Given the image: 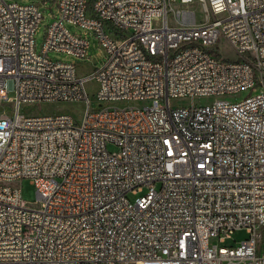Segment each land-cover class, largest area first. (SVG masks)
Wrapping results in <instances>:
<instances>
[{
    "label": "built area",
    "instance_id": "obj_1",
    "mask_svg": "<svg viewBox=\"0 0 264 264\" xmlns=\"http://www.w3.org/2000/svg\"><path fill=\"white\" fill-rule=\"evenodd\" d=\"M47 1L38 52L41 5L0 0V264H264V0Z\"/></svg>",
    "mask_w": 264,
    "mask_h": 264
},
{
    "label": "rangeland",
    "instance_id": "obj_2",
    "mask_svg": "<svg viewBox=\"0 0 264 264\" xmlns=\"http://www.w3.org/2000/svg\"><path fill=\"white\" fill-rule=\"evenodd\" d=\"M12 2H18V3H36L41 5V11L43 13L44 19L40 25V28L36 35V48L37 51L40 52L43 46V43L45 41V32L47 26L50 25L51 22L54 21L53 16L56 15L57 11L54 7V4H52L51 1H47V3L43 4L44 0H9ZM53 3L56 0H52ZM195 10H197L198 14V22L203 20V13L199 6L194 7ZM68 28L76 34H81L82 30L75 28L74 26H68ZM91 41V48L89 50L88 59L85 61H81L78 66V72L79 75L84 77L85 75H88L89 73H92L96 67H100L102 62L104 61V53L102 51V48L100 47L98 41L93 37L90 36ZM220 49L223 52V55L229 58H235V52L233 48L228 45L226 42L220 43ZM49 57L55 61H62L65 63H69L73 60V58H68L63 54L56 53V52H50ZM98 90L97 82L92 80L90 81L88 85V92L90 93L91 100H94V96L96 95ZM250 94V91L243 92L239 97H230L228 99L229 101H237L244 100L246 97H248ZM238 98V99H237ZM11 101H14L13 96H11ZM197 104H207L211 103L209 99L205 100H196ZM100 103L96 102L95 105L92 103L90 104V109H93L97 106H99ZM7 106H12L11 104L3 105L0 104V115L7 111ZM86 110L85 104L80 103H66V102H60V103H43L41 106L37 105H24L22 107V113L26 115H54V114H69L73 116V118L77 122H81L82 118L84 116V111ZM108 149L110 151H114L115 147L113 145H109ZM22 188V196L23 200L29 207L37 206L38 203V194H37V188L34 184H32L31 180L25 179L21 183ZM129 199L131 201H135L137 199V196L129 194ZM250 233L247 231V229H240L235 232H233L229 238L225 239V242L222 243V246L230 248V247H236L237 244L241 243L242 241L248 240L250 238Z\"/></svg>",
    "mask_w": 264,
    "mask_h": 264
}]
</instances>
